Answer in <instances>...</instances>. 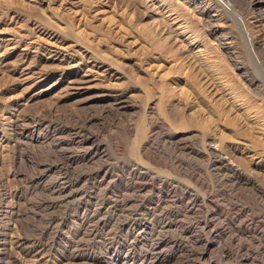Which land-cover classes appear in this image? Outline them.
<instances>
[{"label": "rangeland", "instance_id": "374dc122", "mask_svg": "<svg viewBox=\"0 0 264 264\" xmlns=\"http://www.w3.org/2000/svg\"><path fill=\"white\" fill-rule=\"evenodd\" d=\"M208 260L264 264V0H0V264Z\"/></svg>", "mask_w": 264, "mask_h": 264}, {"label": "bare ground", "instance_id": "6f19581e", "mask_svg": "<svg viewBox=\"0 0 264 264\" xmlns=\"http://www.w3.org/2000/svg\"><path fill=\"white\" fill-rule=\"evenodd\" d=\"M230 206V205H229ZM243 257H245V258H248L249 257V255H244ZM251 258V257H250ZM208 262L211 264L212 262H211V260H208ZM213 264V263H212Z\"/></svg>", "mask_w": 264, "mask_h": 264}]
</instances>
